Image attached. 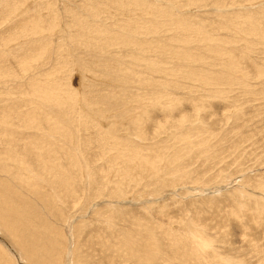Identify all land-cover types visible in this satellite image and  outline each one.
Masks as SVG:
<instances>
[{"label":"rangeland","instance_id":"obj_1","mask_svg":"<svg viewBox=\"0 0 264 264\" xmlns=\"http://www.w3.org/2000/svg\"><path fill=\"white\" fill-rule=\"evenodd\" d=\"M0 264H264V0H0Z\"/></svg>","mask_w":264,"mask_h":264},{"label":"clouds","instance_id":"obj_2","mask_svg":"<svg viewBox=\"0 0 264 264\" xmlns=\"http://www.w3.org/2000/svg\"><path fill=\"white\" fill-rule=\"evenodd\" d=\"M213 250V244L210 241H205L202 245H201V251L207 252V251H211Z\"/></svg>","mask_w":264,"mask_h":264},{"label":"bare ground","instance_id":"obj_3","mask_svg":"<svg viewBox=\"0 0 264 264\" xmlns=\"http://www.w3.org/2000/svg\"><path fill=\"white\" fill-rule=\"evenodd\" d=\"M119 151H120V150H119ZM36 159H38V160H40V159H41V160H44L42 155H37V156H36ZM142 166H143V165H142ZM2 251H3V250H2Z\"/></svg>","mask_w":264,"mask_h":264}]
</instances>
